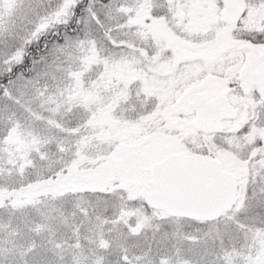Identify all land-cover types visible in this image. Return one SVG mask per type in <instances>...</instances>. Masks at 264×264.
Segmentation results:
<instances>
[{
    "label": "snow or ice",
    "instance_id": "6c2138e0",
    "mask_svg": "<svg viewBox=\"0 0 264 264\" xmlns=\"http://www.w3.org/2000/svg\"><path fill=\"white\" fill-rule=\"evenodd\" d=\"M0 264H264V0H0Z\"/></svg>",
    "mask_w": 264,
    "mask_h": 264
}]
</instances>
